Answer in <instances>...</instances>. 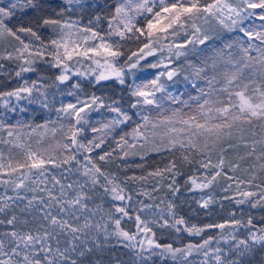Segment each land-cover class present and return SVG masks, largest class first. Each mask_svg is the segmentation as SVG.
Masks as SVG:
<instances>
[{"label":"snow or ice","instance_id":"obj_1","mask_svg":"<svg viewBox=\"0 0 264 264\" xmlns=\"http://www.w3.org/2000/svg\"><path fill=\"white\" fill-rule=\"evenodd\" d=\"M43 7L40 0H8L0 6V40L11 38L19 45L2 58L20 62L17 77L37 72L36 58L51 57L50 66L60 69L52 87L58 88L72 76L87 77L89 73L75 67L84 60L96 66L90 67L96 84L115 79L123 85L125 70L118 65L122 53L119 43L111 40L112 36L123 40L126 34L139 33L147 38L139 49L144 55L132 54L137 58L126 65L129 71L146 57L166 50V56L149 64L151 68L163 67L164 70L148 83L136 84L130 93L136 98L131 108H145L148 114L138 110L136 115L142 122L121 135L111 151L97 153L99 161L107 164L114 155L121 160L130 156L144 160L151 153L180 152L185 162L191 164L195 160L204 170L203 180L189 178L192 184L189 190L195 191L211 187L221 175L234 180L227 175L225 167L234 172L241 164L229 161V155H235L239 161L251 158L253 163L244 169L249 172V178L234 180L237 188L242 184L248 186V190L237 193L242 199L236 203H248L255 197L250 205L255 208L264 201V185H255L259 192L252 190L257 174L264 173V0H117L108 19V39L72 18L74 11L84 10V0H62L56 13L59 18L41 16L36 20L37 24L58 30V38L50 40L51 48L37 31L24 26V14L29 10L42 11ZM14 18L18 21L15 27ZM139 18L144 19L146 28L137 26ZM100 19L99 15L95 17L97 23ZM213 26L231 35L209 44L212 39L209 30ZM21 33L39 41V46L26 42ZM182 34L183 38L177 39ZM154 42L160 45L158 49L152 48ZM198 45L203 47L197 48ZM145 49H148L146 53ZM191 52H197L199 62L188 64L191 75L183 77L185 90L174 93L171 89L178 83L174 77L180 73L170 65L173 58L187 57ZM165 59L168 63H164ZM161 77L173 83L162 82ZM43 79L40 77L31 85L25 80L21 87L0 93V99L15 98L17 102L27 99L29 104L39 102L41 107L47 108L48 86L41 83ZM71 87L79 89L81 86L77 82ZM34 92L38 99L33 98ZM90 101H78L80 106L68 103L56 109L62 114L58 119L69 121L63 139H53L45 145L41 134L35 147L22 139V128L31 129L27 134L30 139L37 128L47 132V124L32 127L18 121L8 125L0 115V132L6 133V138H0V144L22 149L19 154L10 150L5 155L0 151V264H104V253L117 246L133 253V264H154V257L171 260L172 264H240L238 257L247 255L256 245L264 247V227L257 229L251 219L247 221V238L239 239L235 232L245 227L240 220L189 226L183 217L175 214L171 202L166 211L159 205L152 211L153 205L140 202L135 215L136 231L122 228V221L132 218L128 211L132 195L114 173H108L97 163L92 153L103 149L107 138L119 126L131 122L132 116L118 102L105 105L104 100L95 95ZM3 106L10 112H16L19 107H9L7 101ZM104 107L115 116L100 127L92 126L91 131L99 135L84 142L80 137L85 131L82 125L89 123L86 109L98 111ZM19 111L27 109L19 107ZM256 127L261 129L259 138L254 131ZM64 128L62 123L60 129ZM51 131L55 137L57 129ZM175 167V162H171L148 175L163 179L165 173H172L168 187L175 194L179 191L175 186L174 177L178 174ZM230 187L231 184L227 185L224 191ZM107 200L121 203L106 208ZM212 202L211 196L198 201L202 208ZM139 213L159 214V220L163 221L161 227L190 236H201L210 228L230 227L232 230L226 235L222 231L220 239L208 237L202 242L174 247L155 239L149 223H159V220L149 221ZM214 240L215 247L212 246ZM221 241L229 247H221ZM194 253L202 254L203 259L198 262L191 259Z\"/></svg>","mask_w":264,"mask_h":264},{"label":"rangeland","instance_id":"obj_2","mask_svg":"<svg viewBox=\"0 0 264 264\" xmlns=\"http://www.w3.org/2000/svg\"><path fill=\"white\" fill-rule=\"evenodd\" d=\"M60 5L62 0H59ZM99 0H84V10L83 11H74L71 16L73 19H79L80 23L84 26L92 27L99 31L101 35L105 36V39H108V18L101 17L99 12L101 10L96 11L99 7ZM8 3V0H0V6H3ZM256 11H260L257 9ZM99 15L101 17L100 21L97 23L95 21V17ZM68 17V14L65 13V18ZM92 21L89 24V21ZM214 24V22H213ZM137 26L140 28H146V22L143 18H139L137 21ZM53 34L52 39L58 38V30L52 28ZM209 35L212 37L211 40L208 41L209 44L218 41L221 38H224L228 35H231L225 32L223 29H220L218 26H213L209 30ZM183 34L177 39H182ZM155 38H153L154 40ZM169 39H172L171 37ZM111 40L117 41L120 45L119 50L122 55L118 58V65L125 70V83L123 85L119 84L115 79H110L107 81H101L99 84L95 83L94 77L90 74V67L95 68V65H92L90 61L84 60L81 64H76L75 67L81 72L89 73L87 77L81 76H72L71 80L67 81L65 84H59L57 87H52L55 76L60 73V69L51 67V57H45L43 60L41 58H36V63L34 67L37 68V72H29L23 73L21 77H17L15 75L16 71L19 70L20 62L15 59H5L2 58L7 52H12L14 47L19 46L18 42L15 40L7 39L5 41H0V93H5L8 91H12L18 87H21L24 84V81L27 80L29 85L32 84L33 81H37L38 78L43 77L44 79L41 81L44 85H47L46 91L49 94V106L47 108L41 107L39 102L28 103L27 99H23L19 102L15 100V98L4 97L0 99V115L4 117V123L8 125H15L18 121L22 124L31 125L32 127H36L37 125H48V130L45 132L43 128H37L36 133L31 135L29 139L27 134L31 131L30 128L24 127L22 128V139L25 143L33 144L37 143L41 139V134H43V139L50 136L52 134V129H60V125L63 123L65 127L69 123L67 118L58 119V116H62V114H58L56 109L60 108L62 105H67L68 103L77 104L80 106L78 101H87L91 103L90 97L92 95L101 97L104 100L105 105H108L112 102H118L119 106L129 115L132 116V121L126 125L119 126L114 133H112L107 141L111 144H108L103 147V149H97L92 153V156L96 159L97 163L100 164L108 173H114L118 179V181L125 186L128 194L132 195V201L130 202V207L128 211L130 213L131 219L135 220V215L137 214L140 202L143 204H151L153 205L152 211H155V206L159 205L161 209L167 210L168 204L171 202L175 208V214L178 217H183L186 221V224L197 225L200 227H204L209 224H219L225 223L226 221L232 220H240L245 227H239L235 232V235L239 239H246L248 236V227L247 221L249 219L252 220V224L255 225L257 229L264 227V225H259L254 223V220L264 211V201L261 202L260 205L253 208L251 207V202L256 198H252V201L244 204H237L236 200L242 199L238 192L248 190L247 185H240L237 188L234 180L235 178L239 179H248L249 172H246L244 169L248 168L249 165L253 163V160L249 158L246 161H239L235 155H229L227 159L231 162H238L241 164V168L236 171H229L227 167H225V172L228 176H232L234 180H228L226 176L221 175L217 177L216 181L213 185L204 190H195L190 191L192 188V184L190 182V177L198 178V180H203L202 173L203 169L199 168V165L193 160V163L189 164L182 159V155L180 152H161L159 158H157V163L152 162L148 158L152 157L154 154L156 157L158 153L151 154L149 157H146L144 160H141L137 157H128L124 160L114 157L110 158V162L105 164L98 160L97 153H101L105 150L111 151L110 146L115 143V141L119 140V134L122 132H131L132 128L135 127L136 123L142 122L140 116L136 115L137 111H141L140 109L131 108V103L134 102L136 98L131 96V90L136 84L148 83L151 79H154L156 75L159 74L160 71L164 70L163 67L151 68L149 67L150 63H156L164 56H166V50L164 53H160L157 51L153 56H148L146 59L141 60L137 68L129 69L126 65L136 60V56H132L133 53H137L138 55H144V53H140L139 49L143 47V45L147 42V38L145 36H140L139 33L135 34H126V38L121 40L118 36H112ZM26 42L31 41V39H25ZM33 42V41H32ZM33 45L34 44L32 43ZM50 46V42L47 43ZM39 46V45H38ZM160 45L158 43H153L152 48L158 49ZM192 46L189 45V48ZM203 46H197V48ZM148 49H145L146 53ZM197 52H191L189 55L196 54ZM187 57H180L179 59L173 58V62L170 65V68H175L179 71V75L174 77V80L178 81L172 87V91L178 94V91H181L185 88V81L183 77L185 75H191V69L188 67L191 62ZM132 56V60H129V57ZM95 59H100L96 57ZM47 61L45 63L44 61ZM164 63H168V60H164ZM194 64V63H193ZM99 71V69H97ZM162 82H166L168 84H172L173 82L167 81L166 77H161ZM79 83V89H72V84ZM58 84V82H56ZM72 91L75 94L69 95L68 93ZM159 95V94H158ZM33 98L38 99V94L36 92L33 93ZM8 102L9 107H23L27 109L25 112H20L19 107L16 112H10L3 105L5 102ZM88 113L89 123L87 125H82L85 131L82 133L80 139L84 142H87L89 135L93 132L91 131L92 123L100 124L106 123L110 118L115 116V113L109 112L107 107L100 108L98 111H92L91 109H86ZM84 115V113H82ZM26 122V123H25ZM54 122V123H53ZM94 126V125H93ZM128 128V130H127ZM254 131L257 133V138H259L261 134V129L256 127ZM99 133H93V139H95ZM0 138H6V133L0 132ZM4 145V144H0ZM34 145L33 147H35ZM119 153L117 152L116 155ZM166 156H163V155ZM166 157V158H165ZM171 162H175L174 171L178 173L175 175V186L179 188V191L175 194L169 189L168 185L172 180V173H165V178L149 176L150 172L155 171L156 169H164L165 166L169 165ZM140 165V167H137ZM144 177V180H131L129 177ZM231 184V187L228 191H224V188ZM256 184L264 185V173H258L257 178L253 183L252 190L259 192L260 189L255 188ZM156 189V190H154ZM139 192H147L150 195H138ZM208 196L212 197V203L209 204L207 208L200 207L198 201H201L202 198H207ZM225 196L234 197V199H224ZM119 204V201H111L107 200L105 203V207H109L111 204ZM142 218H147L149 221L159 220V214L156 216L147 215L145 213H139ZM170 222H171V218ZM163 221L159 220V223H149V227L152 228L155 233V239L159 243H163L165 241L162 237L163 227L160 226ZM217 229V228H216ZM232 229L230 227H226L224 230L218 229V233L214 236L215 239H220L221 232L226 235ZM136 231V228H135ZM143 235V234H142ZM113 243L115 241L113 240ZM230 243H234L230 241ZM213 247H215V240L213 241ZM221 247L227 249L229 247L228 244H224L221 241ZM195 261H201L203 259V255H196L194 253L193 257ZM240 264H264V247L256 245L253 247L252 251L243 257H238ZM104 264H133V253H131L128 249L123 247H115L107 250L103 255ZM154 264H172L171 260L162 261L159 257L153 258Z\"/></svg>","mask_w":264,"mask_h":264},{"label":"trees","instance_id":"obj_3","mask_svg":"<svg viewBox=\"0 0 264 264\" xmlns=\"http://www.w3.org/2000/svg\"><path fill=\"white\" fill-rule=\"evenodd\" d=\"M40 2L44 5L43 10L39 11V12H35V13L32 12V10H29L27 13H25L24 14V26L32 27L35 31H37L38 35L41 36V39L44 41V43L47 44L52 39V34H53L52 27L51 26L44 27L40 24H37L36 20L41 16L59 18V17H57L56 13L60 10V2H59V0H40ZM98 3H99V7H98V9H96V11L101 10L99 12L100 16L104 17V18H108V17H111V15L113 14V7L117 3V0H99ZM17 23H18L17 19L14 18L12 21L13 27H15L17 25ZM20 35L24 40L27 38L31 39V42L33 41L32 43L37 44V46L40 43L39 41H36L34 38L27 36L23 33H21ZM228 36H226L224 38L226 39ZM7 39L12 40L11 38H7ZM0 41H5V40H0ZM188 59L191 62H193L194 64H197L199 62L198 57H197V53L193 54V55L192 54L189 55ZM184 90H185V88H183L181 91H184ZM146 107H151V106H146ZM140 110L144 114H148L147 111L145 110V108H140ZM93 125L95 127H98L100 124L92 123L91 126H93ZM127 130H128V128H127ZM64 131H67V127H65L63 129V131L61 129L56 131L55 137H53V135L51 134L50 136L44 138L43 143L46 145L48 142L52 141L53 139L62 140ZM124 133L125 132H122L121 134H119V137L121 135H123ZM91 139H93V133L91 135H89L87 141L91 140ZM108 144H111L109 142V140L105 143L104 146H106ZM32 145L34 146V145H36V143H33ZM115 146H116L115 143L112 144V147L110 146L111 150L113 148H115ZM10 150L13 154H19L22 152V149L13 148L7 144L0 146V151H3L5 153V155H7ZM151 154H154V153H151ZM150 155H148L147 157H149ZM159 156H160V153H158L157 157L154 154L152 157H150L148 159L151 160L152 162L157 163V158H159ZM163 156H166V155L164 154ZM19 158H20V156L17 155V159H19ZM254 223L259 224V225H264V211H262V213H260V215L254 220ZM121 227L124 228L125 230L130 231V232H135V228H136L135 227V220L129 219L126 217L122 221ZM181 227H183V226H181ZM161 233H162L163 239L165 240V241H163L162 244H172L174 247H183V246H186L190 242L191 243L202 242V240L204 238L214 237L218 233V229L210 228V229H207L205 232H203L201 236H190L186 232L181 231V232L177 233L175 231V229H173V228L163 227V230Z\"/></svg>","mask_w":264,"mask_h":264}]
</instances>
